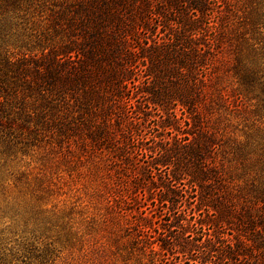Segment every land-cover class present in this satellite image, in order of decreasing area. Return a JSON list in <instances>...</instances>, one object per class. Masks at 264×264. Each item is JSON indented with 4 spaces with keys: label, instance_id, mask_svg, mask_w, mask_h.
<instances>
[{
    "label": "trees",
    "instance_id": "obj_1",
    "mask_svg": "<svg viewBox=\"0 0 264 264\" xmlns=\"http://www.w3.org/2000/svg\"><path fill=\"white\" fill-rule=\"evenodd\" d=\"M241 3L60 0L19 60L27 90L0 77V127L26 126L6 105H30L25 123L75 145L122 264H264V186L240 182L230 152L255 75L241 48L262 41Z\"/></svg>",
    "mask_w": 264,
    "mask_h": 264
},
{
    "label": "rangeland",
    "instance_id": "obj_2",
    "mask_svg": "<svg viewBox=\"0 0 264 264\" xmlns=\"http://www.w3.org/2000/svg\"><path fill=\"white\" fill-rule=\"evenodd\" d=\"M241 1L240 25H258L262 41L241 48L238 66L255 75L245 77L242 101L234 97L241 112L232 114L230 152L236 177L258 188L264 186V0ZM59 3L0 0V77L9 87L27 90L19 60L37 51L32 46L54 25ZM244 75L241 70L235 81L242 84ZM6 107L9 119L26 126H12V135L8 125L0 127V264H122L93 200L97 181L88 162L54 126L25 123L30 105L21 115L20 103Z\"/></svg>",
    "mask_w": 264,
    "mask_h": 264
}]
</instances>
